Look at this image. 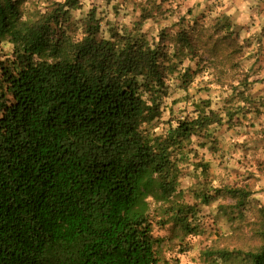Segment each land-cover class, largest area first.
<instances>
[{
	"label": "trees",
	"instance_id": "trees-1",
	"mask_svg": "<svg viewBox=\"0 0 264 264\" xmlns=\"http://www.w3.org/2000/svg\"><path fill=\"white\" fill-rule=\"evenodd\" d=\"M22 3L0 0V42L9 38L13 46L12 58L0 62V264H161L152 206L165 224L199 232L180 189L186 148L200 137L198 147L215 150L216 130L252 121L247 115L262 107L251 103L252 74L233 69L241 78L215 82L233 90L224 110L198 100L193 118L159 134L154 123L177 56L165 33L149 37L141 22L132 31L109 26L104 36L93 9L73 40L55 31L80 0H65L35 21L24 20ZM181 25L175 42L194 49L195 72L207 70L219 44L231 56L246 51L227 15L211 34ZM188 75L181 76L186 84ZM210 192L198 199L209 204ZM216 192L239 209L253 195L247 187ZM260 235L263 244L248 252L247 264H264V222Z\"/></svg>",
	"mask_w": 264,
	"mask_h": 264
},
{
	"label": "rangeland",
	"instance_id": "rangeland-1",
	"mask_svg": "<svg viewBox=\"0 0 264 264\" xmlns=\"http://www.w3.org/2000/svg\"><path fill=\"white\" fill-rule=\"evenodd\" d=\"M64 1L22 0L23 18L35 21L41 14L55 11L58 4ZM80 1L81 8L69 12L59 19L61 23L57 22L54 28L52 26L55 29L58 23L61 24V28L55 31L59 36L80 39L84 32L83 23L93 9L101 22L104 36H108L109 26L132 31L134 24L141 22L147 36L158 37L162 32L167 35L170 51L172 54L176 52L177 56L169 63L174 66L175 72L167 71V89L161 95V115L154 123L156 133L166 134L179 121L193 118L194 102L198 100H210L214 110H224L229 106L227 101L232 97L233 90L215 82L220 77L225 78V82H231V77L241 78V74L240 77L232 74L234 70L252 74L250 81L254 85L250 93L257 99L251 103L262 105L256 115H247L252 121L244 118L242 123H236L231 129L225 125L216 130L213 135L215 150L198 147V143L203 142L200 137L193 138L192 145L186 148L188 160L182 166L180 189L183 201L193 208V218L198 221L199 232L187 234L173 222L165 224L161 221V211H154L155 206H152L154 236L162 241L157 251L161 264H247L248 252L257 250L263 244L260 230L264 222L261 214V210H264V53L262 49L256 53L255 49L263 45L264 17H253L245 26L234 24V33L241 36L240 42L243 45L247 44L244 53L241 52L238 57L237 53L231 56L229 47L219 44L215 50L216 57L207 61V70L195 72V60L198 59L194 57V49L191 46L176 45L179 27L175 26L181 21L182 29L184 27L190 32L195 25L200 29L205 27L211 34L215 21L222 14L229 16L226 10L230 8L231 0H195L202 2L200 12L194 8V0ZM155 4H160L162 9H156ZM238 5L239 8L246 7L249 10L256 8L255 13L260 11L264 15V0H239ZM254 45L257 46L253 49ZM12 54L13 46L9 38L1 41L0 62L11 59ZM203 57L206 60L208 54ZM186 70L189 74L187 84L181 79ZM198 162L209 167L208 173H202L200 167L195 169L194 164ZM225 187H247L253 195L239 209L236 200L228 194L214 193V189L223 191ZM202 190H210V196H214L209 204L198 199ZM223 255L227 257L223 258Z\"/></svg>",
	"mask_w": 264,
	"mask_h": 264
},
{
	"label": "crops",
	"instance_id": "crops-1",
	"mask_svg": "<svg viewBox=\"0 0 264 264\" xmlns=\"http://www.w3.org/2000/svg\"><path fill=\"white\" fill-rule=\"evenodd\" d=\"M200 1V0H199ZM229 1V0H228ZM230 8L228 10H226V13L231 16L232 21L234 22V24L240 25V26H245L246 24H248L250 22V20L254 17V18H260L262 19L264 17V15H261L260 11L259 12H254V10L256 9H252L249 10L246 7L243 8H239V0H231L230 1ZM234 5H233V4ZM194 8L196 9V11L200 12L202 9V2H195L194 0ZM262 47H260L261 45H254V47H252L253 49L257 46L258 48L255 49V52L260 53V49H262L263 53H264V41L262 42ZM260 47V48H259ZM251 48V49H252ZM252 49V50H253Z\"/></svg>",
	"mask_w": 264,
	"mask_h": 264
}]
</instances>
